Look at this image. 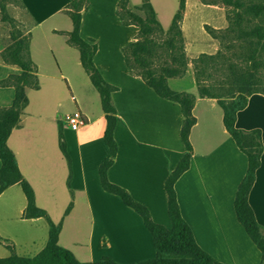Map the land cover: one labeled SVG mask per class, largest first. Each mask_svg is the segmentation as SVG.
<instances>
[{"label":"crops","instance_id":"1","mask_svg":"<svg viewBox=\"0 0 264 264\" xmlns=\"http://www.w3.org/2000/svg\"><path fill=\"white\" fill-rule=\"evenodd\" d=\"M21 1L26 9L23 17L31 22L27 33L39 88L26 87L28 105L7 143L23 177L35 191L37 206L45 209L54 223L61 222L59 244L80 262L110 257L128 264L155 257L153 237L140 215L118 196L105 191L100 183L99 167L108 155L104 140L106 118L99 93L82 66L78 48L68 43V32L73 27L67 7L70 0ZM150 1L167 31L177 11L175 2H167L168 8L162 6L167 14L163 21L160 0ZM118 2L87 0L81 11L80 35L97 45L95 65L104 79L116 87L112 101L117 112L114 138L118 150L108 169V179L144 204L156 223L170 229L165 181L186 152L181 139L184 117L179 103L159 96L141 76L129 71L123 48L138 40L139 27L122 23ZM130 3L140 6L142 0ZM188 5L189 0L182 23L186 49L206 51L212 38L202 25L206 19L204 11H197L188 26ZM196 32L200 36H195ZM2 49L0 38V52ZM21 73L18 65L0 57V82ZM51 79L66 82V95L72 105L66 112L50 113L52 106L61 105L56 101L54 86L49 89L46 85ZM168 82L176 90L171 79ZM187 92L196 96L192 110L196 123L189 136L193 149L190 166L175 183L182 217L197 244L217 261L260 264L262 253L238 221L234 207L238 186L247 171V156L226 130L218 99L201 97L196 90ZM14 97L13 85L0 84L1 108L10 107ZM34 99L39 101L40 117L57 125V132H53L54 146L56 138L59 145L60 132L64 140L65 134L69 136L71 144L66 142L69 160L58 147L49 151L46 125L35 121L31 108ZM76 111L83 115L85 124L72 130L64 117ZM236 126L261 130V164L248 201L264 233L263 93L249 96L247 106L237 113ZM0 201V258L11 254L7 245L19 256H35L48 241V221L44 217H24L27 200L19 183L6 188ZM70 203L71 210L65 213ZM53 204L58 205L54 213Z\"/></svg>","mask_w":264,"mask_h":264},{"label":"trees","instance_id":"2","mask_svg":"<svg viewBox=\"0 0 264 264\" xmlns=\"http://www.w3.org/2000/svg\"><path fill=\"white\" fill-rule=\"evenodd\" d=\"M86 1L70 0L69 2L68 14L73 27L68 32V43L78 48L82 66L99 93L105 113L104 140L108 147V155L99 167L100 183L105 191L118 196L126 206L140 215L153 237L156 250L155 257L128 264H224L214 259L197 244L192 229L182 217L175 190L176 181L190 166L193 149L189 136L196 123L192 112L196 96L190 92L177 91L168 82L170 77L180 73L179 66L184 67L187 64L185 53L182 50L183 32L181 29L187 0H179L178 9L168 29L170 38L166 40V46L170 51L178 49L176 54L171 55L172 61L178 63V67H162L159 73L150 67L151 62L148 59L154 45L149 35L163 32V27L151 1L142 0L140 6H131L130 0H119L118 2V16L122 23L139 27L138 40L123 48L129 71L141 76L159 96L179 103L184 117L181 139L186 152L165 181L168 213L172 222L170 229L156 223L144 204L135 200L126 189L108 179V169L113 164L118 150L114 138L117 112L112 101V92L116 90V87L104 79L95 65L94 56L97 45L83 39L80 35L81 11L86 6ZM222 2L229 7L228 26L224 29V34L232 35L239 43L238 56L246 66L240 69L235 64L229 66L228 86L220 84L215 90L214 86L205 85L199 76L197 77V86L199 96L218 99V103L223 109L226 130L247 156V171L238 186L234 207L238 221L262 253L260 264H264V233L248 201L249 193L256 179V172L261 164L262 134L260 129L245 130L236 126L237 113L247 106L249 96L254 93L264 94V76L260 74L261 69L264 68V0H222ZM132 8L144 12L145 17L135 14L131 11ZM127 9L131 11L128 14L124 12ZM0 10L3 13V19L13 23L12 18L6 12L4 3H1ZM215 32L216 30H212L213 36L217 37ZM0 57L3 61L18 65L22 69L21 74L11 75L0 82L1 85L15 87L13 104L8 108L0 107V194L9 186L19 183L27 200L24 217H44L49 224L48 241L39 253L32 257L19 256L11 245H7L11 254L1 257L0 264H121L110 257H103L92 262H80L70 250L59 244L61 222L54 223L47 211L37 206L35 191L29 181L23 177L16 156L7 143L12 130L20 121L23 110L28 105L26 87L39 88V79L33 73L35 65L30 56V33L27 36L17 34L12 44L3 47ZM207 58H212V56L202 54L198 59L204 66H207ZM59 145L69 160L66 142L61 132ZM71 207L72 203L69 204L65 213H68Z\"/></svg>","mask_w":264,"mask_h":264},{"label":"rangeland","instance_id":"3","mask_svg":"<svg viewBox=\"0 0 264 264\" xmlns=\"http://www.w3.org/2000/svg\"><path fill=\"white\" fill-rule=\"evenodd\" d=\"M167 2H170L172 4H174L175 2V6L177 9L179 6V0H160V17L163 21L167 14L165 11L166 8L163 10L162 6L163 7L166 6L168 8ZM1 3H4L6 5V12L13 20V23L4 20L3 13L0 10V38L2 41V46L6 47L14 42L15 36L17 34H22L27 36L28 34L27 32L30 28L31 22L30 20L23 17V15L26 13V9L22 4L21 0H0V5ZM186 5H187V1H186ZM131 6L133 5L131 4ZM228 9L229 7L225 5L222 2V0H189V5L187 9L188 12L187 25L191 26L194 14L197 11L203 10L206 19L205 22L202 23V25L204 30L212 38L210 39L211 47L208 48V50L206 51L187 50L186 41L183 35L182 50L185 53L187 64L184 67L179 66V69L181 70L180 73L178 75L169 78L171 79L172 86L176 88L177 91L187 92V90H196V92L199 94V90L197 86L198 76L202 81H204L205 85H212L215 87V90H217L220 84H222V86L223 85L228 86V80L230 78L229 66L231 64H235L238 69L246 66L242 62L241 58L238 56L240 52V48L238 45L239 43L234 39L232 35L224 34V29L228 26V19H227ZM131 11H133L135 14L145 17L144 12L140 10L132 8ZM131 11L127 9L124 12L128 14ZM182 23L183 20L181 22V29H182ZM168 26L169 24L166 25V27ZM212 30H216L215 34L217 37L213 36ZM186 31L188 33L187 28ZM189 31H190V27H189ZM200 31L202 32V29H200ZM195 36H200V33L196 32ZM149 37L151 38L152 43L154 44L152 47V54L148 55V59L151 62L150 67L153 70H155L156 73H159L162 67H169V66L178 67V63L173 62L171 56L172 54H176L178 49H176L177 51L172 52L166 46V40L170 38V34L168 30L165 31L163 29V32H155L149 35ZM202 41L203 40H201L200 44L204 45L205 43H203ZM202 54H207L208 56H212V58H207L208 59L207 66H204V64H202L198 59L200 56H202ZM260 74L264 76V68L261 69ZM44 81H47V79H44ZM48 82L50 83L46 85L49 87V89L51 88V85L54 86L53 92L56 97L57 103L61 102L60 106L58 104L57 106L56 104L55 106H52L50 113H52L54 110L66 112L69 109H71L72 105L69 101V96L66 95L67 94L66 82L57 81L54 79L48 80ZM226 99L228 100V98ZM33 102L34 103L31 108L33 111H35L34 112L35 121L38 122L39 124L46 125L47 147L49 148V151L50 150L55 151L54 148L56 147H58V149L60 148V145H57V138L55 141L56 146H54L53 132L54 131L57 132V125L54 121L47 120L44 117L41 118L40 117L41 114L37 112L38 111L37 105L39 104V101L37 99H34ZM65 140H66L65 142L71 144V140L67 134H65ZM73 145L75 148L77 147V142L75 139L73 140ZM52 206H54V208H52L53 209L52 212L53 211L55 212V209L58 208V205L53 204ZM20 253H29V252L20 251Z\"/></svg>","mask_w":264,"mask_h":264},{"label":"built area","instance_id":"4","mask_svg":"<svg viewBox=\"0 0 264 264\" xmlns=\"http://www.w3.org/2000/svg\"><path fill=\"white\" fill-rule=\"evenodd\" d=\"M64 121L70 126L72 130H78L81 125L85 124L83 115L79 112H73L64 117Z\"/></svg>","mask_w":264,"mask_h":264}]
</instances>
